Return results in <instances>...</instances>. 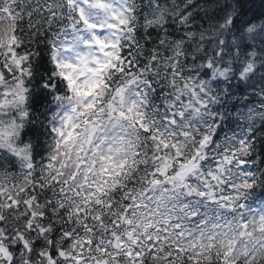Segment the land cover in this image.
<instances>
[{
    "label": "snow or ice",
    "instance_id": "obj_1",
    "mask_svg": "<svg viewBox=\"0 0 264 264\" xmlns=\"http://www.w3.org/2000/svg\"><path fill=\"white\" fill-rule=\"evenodd\" d=\"M249 11L0 0V264H264Z\"/></svg>",
    "mask_w": 264,
    "mask_h": 264
},
{
    "label": "trees",
    "instance_id": "obj_2",
    "mask_svg": "<svg viewBox=\"0 0 264 264\" xmlns=\"http://www.w3.org/2000/svg\"><path fill=\"white\" fill-rule=\"evenodd\" d=\"M264 8L262 0H245V9L250 10L249 15L258 14Z\"/></svg>",
    "mask_w": 264,
    "mask_h": 264
}]
</instances>
